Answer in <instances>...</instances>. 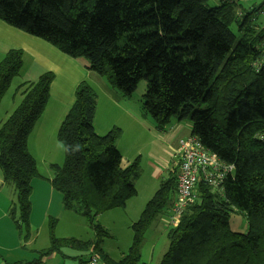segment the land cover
Masks as SVG:
<instances>
[{
    "label": "trees",
    "instance_id": "trees-1",
    "mask_svg": "<svg viewBox=\"0 0 264 264\" xmlns=\"http://www.w3.org/2000/svg\"><path fill=\"white\" fill-rule=\"evenodd\" d=\"M237 1L209 7V0H0V21L84 60L89 72L122 97H130L144 80L141 113L158 132L168 129L171 118L187 119L190 135L234 167L218 190L197 182L196 201L165 231L167 248L158 264H264V142L257 138L264 132V66L254 67L264 58V26L253 24L264 2L244 9ZM23 54L10 50L2 56L0 100L21 74ZM53 78L45 73L22 82L19 105L0 124V171L16 191L9 209L16 227L29 225L31 183L38 172L27 139L45 110ZM96 98L89 82L77 85L57 132L64 162L51 166L50 181L63 208L83 217L95 238H57L52 221L48 248L40 256L70 248L93 253L101 264H137L145 232L176 194L177 170L160 178L131 224L128 251L109 258L100 249L108 234L97 217L124 208L136 195L140 166L138 160L121 166L115 146L120 129L95 132ZM234 212L244 215L247 233L231 230Z\"/></svg>",
    "mask_w": 264,
    "mask_h": 264
},
{
    "label": "rangeland",
    "instance_id": "rangeland-1",
    "mask_svg": "<svg viewBox=\"0 0 264 264\" xmlns=\"http://www.w3.org/2000/svg\"><path fill=\"white\" fill-rule=\"evenodd\" d=\"M237 2L242 7L249 9L254 5L256 6L263 4L264 0H242ZM219 3H220L219 0H209L208 6L215 7L218 6ZM262 12H263L262 14L258 13L256 16L253 22L255 26H264V7L262 9ZM20 76L12 80L9 88L4 92V95L0 100V122L6 119L17 108V106L21 101V97L19 94L20 90L17 89L24 81H22V79L19 78ZM145 88H146V83L144 80H141L138 82L135 91L130 97L116 96V102H115L116 107L112 105H106L104 108L101 107L97 109L96 120L98 121L105 120L107 124L111 125L110 130L114 127L121 130V135L116 141L115 146L121 151L123 156L128 154H135L131 158V162L138 160L140 166V175L134 181L136 195L132 197L133 199L130 198L129 200H127L126 202V204H128L127 210L124 211L123 208H116L113 211L112 210L106 211L104 212V216L101 215L102 217L98 220V224L100 226H101L100 222L102 223L103 221V223H105L106 229L103 228L102 226L101 227L108 234V236L104 238L102 237L103 239L100 242V249L106 252V255L113 260L119 259L122 255H124L128 251V248L132 241V230L130 229L131 223L133 221L135 222L138 219L146 203L153 197L154 193L159 188L158 187L159 182L158 179L155 178V174L156 172L162 169L161 161H168L170 159L169 161L171 165L170 169H174L176 163V160L173 157L172 152L176 150L175 147L177 146L176 142L178 138L173 137V141L170 142L165 140L163 137L156 139L152 133H149L148 131H144L143 129H141L139 126H143V127L146 126L137 123L134 116L130 114V110L128 109L129 108L128 106L133 107L137 112L140 113V115L137 116L140 122L142 123L152 122L149 117H144L143 116L144 113L142 112L143 111L142 104L144 101L143 95L145 93ZM64 117L61 123L63 122ZM94 119L92 122L93 126H94ZM130 121H135L138 126L137 125L130 126L129 124H127V122ZM177 121L178 119L171 118L170 124L173 125L172 123H177ZM170 124L168 125V129L170 127ZM180 125L181 126L183 125L184 127V129H182L181 131V135L189 136V134L191 133V125L189 120L187 119L181 120ZM134 127L137 128L136 131L133 130ZM168 129H166L164 133H167ZM57 132H56V138H53V141L50 142L49 140L47 142L46 141L42 142L40 146V150L37 153L33 154L29 150V148L27 149L28 153L36 163L37 172L39 170L42 171L43 174H47L48 164L51 163L50 165L53 164L57 166H61L63 164L64 151L62 145L57 140ZM149 160L155 163L156 166L154 165L153 167H151L150 164L148 163ZM0 177H1V171H0ZM34 179L32 180L31 183V188H32L31 190L34 193L30 197L31 208L33 207L34 209L33 221L38 224L40 222L38 220L42 219V216L46 217L49 212L56 215V217L51 216L50 219L47 221V225H46V229L48 231L49 224L52 221L54 222V235L56 236L57 225L59 224L60 226L59 230H63L65 227L64 225H62L63 224L62 211L68 212L73 214L75 218H78V220H80L83 223V226L77 228L75 232H73V234L75 235L73 238L81 241L93 240L95 238V232L87 224L86 220L83 217L71 211L65 210L63 208L62 202L60 204L61 195L56 191H54L55 196L52 198L50 205V194L48 190L44 188V186L42 185L34 186V181H35ZM6 184L10 187H8L9 189L5 188L4 193L7 194L9 193L10 189L13 190L15 193V198H14V202H15L16 191L14 189V186L10 183H6ZM39 193H41V198L37 199V195ZM8 207L9 205L5 206L4 208V211H6L7 209L8 210L6 211V217L1 219L0 224H6V222H9L12 225L15 233L14 241L24 244V242H26L25 240L28 239V236L32 235L31 225L32 224L34 225L35 223L29 222L28 226H26L25 224H21L19 225V227H16V225L13 224L12 219L9 216ZM135 210L136 211L139 210L137 216L135 214L136 213ZM167 213H168V209H165L162 213H160L156 221L145 232L143 236V242L140 248V258L137 264L159 263L161 259L160 255H162L167 248L166 236L164 232L159 229V226L162 228L164 221V227L166 230L165 220L167 217ZM229 226L231 230L236 233L245 234L248 231L247 221L244 215L241 213L234 212L230 215ZM10 231L11 229L9 227L7 232L4 235H2V237L10 233ZM59 233L60 232L58 231V234ZM64 233L65 235H71L69 232H64ZM47 244H49V242ZM40 245H42V242L39 239L36 247H40ZM21 250H26V249H21ZM61 250L65 254L72 255L73 253L77 255V253H79L77 250L69 249V248H62ZM38 256H40V253L38 254ZM43 258H46V256H43L41 259Z\"/></svg>",
    "mask_w": 264,
    "mask_h": 264
},
{
    "label": "crops",
    "instance_id": "crops-1",
    "mask_svg": "<svg viewBox=\"0 0 264 264\" xmlns=\"http://www.w3.org/2000/svg\"><path fill=\"white\" fill-rule=\"evenodd\" d=\"M242 1V0H239ZM255 6V5H254ZM253 7V6H252ZM250 7V8H252ZM244 8V7H243ZM249 8V9H250ZM247 9V8H244ZM10 50H22L23 54V68L21 76L19 78L24 82H34L40 76L45 73H52L54 79L50 85L49 90V100L46 104L45 110L36 121L30 135L27 139V149L34 154L40 150V146L43 141H53V138H56L57 129L65 116L69 108L74 102V91L77 85L82 81H87L94 88L97 98H96V109H95V119H94V130L98 135H105L111 128V125L107 124L105 120H96L97 109L105 107L106 105H112L116 107V96H121L116 90L112 89L106 84V82L98 77L97 75L89 72L86 69V62L82 59H73L70 58L60 51H58L53 46L47 44L46 42L32 37L30 35L24 34L14 28L9 27L2 21H0V61L2 56ZM130 114L134 116L137 123L143 124L146 127L139 126L144 131L152 133L156 139L163 137L167 141H173V137H177V146L181 138L186 137L181 135L183 125H180V121L177 123L170 124L167 133H160L151 123H142L140 122L137 116L140 115L133 107L128 106ZM5 120V119H4ZM3 120V121H4ZM142 120V119H141ZM1 121L0 124L3 122ZM135 121L127 122L130 126L137 125ZM138 126V125H137ZM137 128H133L136 131ZM166 134V135H164ZM164 135V136H163ZM190 135V134H189ZM174 138V139H175ZM177 146L175 148H177ZM117 148V147H116ZM174 148V147H173ZM118 149V148H117ZM119 150V149H118ZM60 151V150H59ZM120 151V150H119ZM121 153V151H120ZM137 153V151H136ZM173 153V152H172ZM121 166L126 167L131 162V158L135 154H128L123 156ZM170 159L168 161H161L162 169L156 172L155 178L160 181V178L166 174L167 170L171 168ZM151 167L155 163L148 161ZM36 164V163H35ZM51 164V163H50ZM48 164L47 174H43L42 171L38 170V177L34 180V186L42 185L46 188L50 194V205L52 198L55 196L54 189L51 187L50 181L52 179L53 173L51 171L52 165ZM165 168V169H164ZM46 169V168H45ZM159 184V183H158ZM6 182H4L2 174L0 177V222L1 219L6 217V211H4L5 206L9 205V209L14 203L15 193L13 190H9V193H4L5 188L9 189ZM34 192L31 190V195ZM57 197V196H56ZM41 198V193L37 195V199ZM59 199V198H58ZM133 199V198H132ZM131 199V201H132ZM175 200V196L172 199V202ZM16 201V200H15ZM57 201V200H56ZM171 202V203H172ZM61 204V201H60ZM62 206V205H61ZM31 207V204H30ZM128 208V204L124 206V211ZM115 210V209H114ZM113 211V210H112ZM134 211V209H133ZM136 211V210H135ZM169 211V208H168ZM38 212V209H37ZM139 210L136 211V216ZM34 209L33 207L30 210L29 222L35 223L31 225L32 235L29 236L28 240L24 244L20 242H15V233L12 225L9 222L6 224H0V264H82L81 259H89L92 255L77 253L76 254H65L62 250L54 252L46 258L41 259L43 256H38L39 253L46 250L49 244L48 240V231L46 229L47 221L51 216L56 217L52 213H48L46 217L42 216V219L38 224L33 221ZM104 216V213L101 214ZM98 216L97 221L102 217ZM63 224L65 227L63 230H59L60 226L57 225L56 236L57 238H73L75 235L73 232L81 226L83 223L75 218V216L68 212L62 211ZM165 218V217H164ZM104 219V218H103ZM134 223V221L132 222ZM131 223V224H132ZM101 226L106 229L105 223L100 222ZM166 225V224H165ZM11 229L10 233L4 235L7 230ZM127 227V224H126ZM158 228V227H157ZM159 229L166 233L164 227V221L162 228L159 226ZM163 229V230H162ZM167 229V228H166ZM58 231L60 232L58 234ZM64 232H69L71 235H65ZM2 237V239H1ZM39 239L42 242L40 247H36ZM15 242V243H14ZM14 243V244H13ZM29 247V248H28ZM26 249V250H21ZM70 249V248H69ZM76 252V251H75ZM104 252V251H103ZM106 254V252H104ZM88 255V256H87ZM96 256V255H94ZM162 255H160L161 258ZM78 258H81L80 261ZM68 259V260H67ZM117 260V259H115ZM88 264V263H85ZM101 264L99 258L98 263Z\"/></svg>",
    "mask_w": 264,
    "mask_h": 264
},
{
    "label": "built area",
    "instance_id": "built-area-1",
    "mask_svg": "<svg viewBox=\"0 0 264 264\" xmlns=\"http://www.w3.org/2000/svg\"><path fill=\"white\" fill-rule=\"evenodd\" d=\"M261 11L259 14H262ZM264 66V58L254 63L259 69ZM257 138L264 142V132ZM177 170L175 200L171 203L165 220L166 228L177 226L183 210L196 201V185L202 180L210 189L218 190L226 176L233 173L234 167L220 161L217 156L203 147L199 140L191 135L179 140L173 151ZM98 257L92 255L88 264H97Z\"/></svg>",
    "mask_w": 264,
    "mask_h": 264
}]
</instances>
